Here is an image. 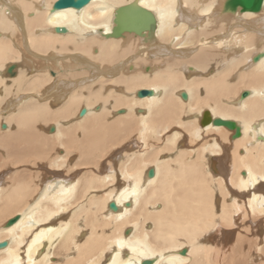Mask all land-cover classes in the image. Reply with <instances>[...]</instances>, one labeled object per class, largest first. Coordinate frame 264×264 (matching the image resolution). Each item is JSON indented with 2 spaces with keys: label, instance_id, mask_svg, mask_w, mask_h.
<instances>
[{
  "label": "bare ground",
  "instance_id": "6f19581e",
  "mask_svg": "<svg viewBox=\"0 0 264 264\" xmlns=\"http://www.w3.org/2000/svg\"><path fill=\"white\" fill-rule=\"evenodd\" d=\"M57 1L0 0V264H264V0Z\"/></svg>",
  "mask_w": 264,
  "mask_h": 264
},
{
  "label": "water",
  "instance_id": "95a60500",
  "mask_svg": "<svg viewBox=\"0 0 264 264\" xmlns=\"http://www.w3.org/2000/svg\"><path fill=\"white\" fill-rule=\"evenodd\" d=\"M242 1L245 3L247 2L248 7H250L251 9L254 8L255 0H242ZM88 2H89V0H59L56 2V7L57 8H66V7H78V8H80V7L84 6L85 4H87ZM236 3H238V1ZM140 94L145 96L148 94V92L147 91H141ZM223 124L228 126V127L231 126V124L229 122H223Z\"/></svg>",
  "mask_w": 264,
  "mask_h": 264
}]
</instances>
